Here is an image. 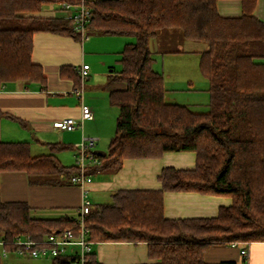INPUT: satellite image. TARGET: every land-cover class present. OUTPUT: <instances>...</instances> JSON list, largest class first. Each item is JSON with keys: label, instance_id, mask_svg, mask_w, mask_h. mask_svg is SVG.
<instances>
[{"label": "trees", "instance_id": "1", "mask_svg": "<svg viewBox=\"0 0 264 264\" xmlns=\"http://www.w3.org/2000/svg\"><path fill=\"white\" fill-rule=\"evenodd\" d=\"M218 1L87 0L90 32L134 38L121 52L120 68L109 76L110 102L119 110L115 134L107 155L94 153L98 163L87 173L92 178L101 171L117 172L128 158L196 154L194 169L163 168L160 190H119L111 203L92 204L86 226L94 243L145 242L157 264H207L209 246L237 245L247 252L241 264H248L249 246L264 242V20L254 14L258 0H241L237 17L221 15ZM67 2L78 1L0 0V91L18 81L47 88L43 69L32 60L35 34L79 35L68 16L39 13L46 6L63 11ZM173 28L206 44L200 69L210 84L209 111L165 99L164 76L154 69L149 41ZM61 75L80 86L78 69L63 66ZM50 148V154L33 156L27 142L0 141V180L4 173L23 172L35 184L65 183L62 176L71 182L76 164L66 166L55 155L67 146ZM166 191L230 197L232 203L216 217L169 219ZM66 229H78L76 217L43 218L26 202H0V237L8 250L18 238L43 240ZM73 260L59 256L49 264ZM87 264H100L93 252Z\"/></svg>", "mask_w": 264, "mask_h": 264}, {"label": "crops", "instance_id": "2", "mask_svg": "<svg viewBox=\"0 0 264 264\" xmlns=\"http://www.w3.org/2000/svg\"><path fill=\"white\" fill-rule=\"evenodd\" d=\"M219 13L226 17H237L242 13L241 0H219ZM254 14L264 20V0H258ZM43 17H66L63 11H54L50 6L40 13ZM90 32V30H89ZM172 32L161 31L149 41L154 45L152 51L160 55L159 42ZM126 36L106 35L90 32L87 40L52 32H39L34 36L33 63L41 66L46 77V89L36 83L16 82L0 91V141L27 142L33 156L50 154L51 144L60 143L67 149L55 153L56 157L68 160L71 150L75 154L76 145L83 137L97 138L98 148L107 151L114 136L115 116L109 117L101 112L100 106L107 108L110 102L109 76L113 68L119 69L121 52L127 43ZM152 47V46H151ZM168 50L166 52H169ZM164 52V53H166ZM162 53V54H164ZM175 53H181L176 50ZM154 61V69L159 71ZM89 64L90 75L85 83L83 101L75 93L76 81L61 75L63 66L76 69ZM119 66V67H118ZM110 68V73H108ZM160 72V71H159ZM163 74V73H162ZM166 87L165 99L170 103H180L176 96H171V89ZM99 96V100L96 99ZM98 101V102H97ZM85 103L94 113L92 119L84 121L82 128L68 130L56 126L55 122L65 118L81 119V105ZM113 106V105H112ZM112 113L108 111L107 113ZM206 112V110L204 111ZM109 120V122H107ZM106 123L103 134L93 130L95 124ZM95 125V126H94ZM62 159V160H61ZM75 160L66 166L75 165ZM173 166L178 169H194V152H167L161 158H128L117 172L101 171L93 175V181L86 186V192L62 176L65 183L41 185L32 183L23 172L4 173L0 180V202L22 201L33 207L43 218H59L65 215L77 217L84 199L92 204H106L113 201V195L119 190H160L159 180L163 168ZM232 203L230 197L201 194L198 192L166 191L163 195L164 216L169 219H192L216 217L219 209ZM73 210L75 214L72 215ZM59 214V215H58ZM93 254L100 264H157V259L150 258L148 244L145 242H102L93 244ZM8 256V255H7ZM6 256V257H7ZM248 264H264V242L253 243L248 249ZM17 259L22 264H36L31 258ZM207 264H241L243 256L237 245H211L204 254ZM37 264H49V260Z\"/></svg>", "mask_w": 264, "mask_h": 264}, {"label": "built area", "instance_id": "3", "mask_svg": "<svg viewBox=\"0 0 264 264\" xmlns=\"http://www.w3.org/2000/svg\"><path fill=\"white\" fill-rule=\"evenodd\" d=\"M77 3L67 2L63 4V11L74 21V31L82 40L90 37L88 23L91 19V9L87 4V0H77ZM81 83L75 89V93L83 101L85 82L89 78L90 66L83 64L79 68ZM81 119L65 118L55 122L56 126H61L68 130L82 128L84 121L94 117L91 107L84 102L81 105ZM99 140L93 137H83L82 141L76 145L77 153L75 154V164L78 168L77 172L70 177L73 184L80 186L82 189L88 182H91V175L87 173L88 168L98 163L94 157V150ZM92 202L89 198H85L79 213L76 217L78 229H66L64 231H56L49 234L43 240L32 238H18L14 243V249L8 250L3 238L0 237V246L4 249L3 256L6 257L10 253L20 258H31L42 261H50L59 256H74L72 264H87L90 254L93 252L94 242L89 239V229L86 226L87 216L90 213ZM246 250H241L242 255H247ZM1 261V257H0Z\"/></svg>", "mask_w": 264, "mask_h": 264}, {"label": "rangeland", "instance_id": "4", "mask_svg": "<svg viewBox=\"0 0 264 264\" xmlns=\"http://www.w3.org/2000/svg\"><path fill=\"white\" fill-rule=\"evenodd\" d=\"M47 7V6H46ZM45 8V7H44ZM55 12L57 11L53 7H50ZM163 31L172 32L170 34L165 35L159 42L160 51L162 53L171 50L176 51L180 50L181 53H164L157 55L156 54V61L157 69L163 73L165 84L169 89H171V96H176L179 101H183L180 103H185L192 106L195 109L201 110V112L209 111L210 109V92L208 88L210 86L208 79L202 74L200 69V52L206 49V44L197 41V40H190L183 36V33L180 29L173 28V29H164ZM127 39V38H126ZM129 41H134V38L128 37ZM152 41V40H151ZM152 46V47H151ZM154 45L150 43V50L154 51ZM119 67V66H118ZM120 68V67H119ZM110 73V68L108 70ZM96 99L99 100V96L96 95ZM98 102V101H97ZM101 112L105 113L109 117L115 116V128H112L114 133L117 126V118L119 115V110L116 106H112L111 103L108 105L107 108L100 106ZM112 111V113H107L108 111ZM109 122V120H107ZM98 125L93 128L94 131L97 133L103 134L106 131V126H111L112 122L109 125L104 121V123L95 124ZM94 125V126H95ZM99 142H97L96 148L93 150H97ZM102 150V149H101ZM70 153L68 160H62L64 164L68 165V163H72V159L75 160V154L77 150H75V154H72L71 150H65ZM105 151V150H103ZM76 161V160H75ZM93 181V178L91 182ZM88 182L86 186L91 183ZM83 189L86 192V189ZM72 215L75 214L73 210ZM39 216V214H37ZM59 215V214H58ZM40 217V216H39ZM4 249L0 246V257H1V264H22L23 261L18 260L17 256L10 253L7 257L3 256ZM20 259V258H19ZM38 260V259H35ZM42 261V260H38ZM38 261H34L33 263H39ZM45 262V261H43Z\"/></svg>", "mask_w": 264, "mask_h": 264}, {"label": "water", "instance_id": "5", "mask_svg": "<svg viewBox=\"0 0 264 264\" xmlns=\"http://www.w3.org/2000/svg\"><path fill=\"white\" fill-rule=\"evenodd\" d=\"M95 153L98 154V155H102V156L107 155V151H103L101 149L100 150L99 149L95 150Z\"/></svg>", "mask_w": 264, "mask_h": 264}]
</instances>
